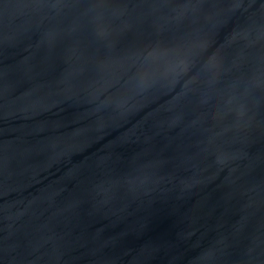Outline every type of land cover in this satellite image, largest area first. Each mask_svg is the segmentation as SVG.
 <instances>
[{"label":"water","instance_id":"95a60500","mask_svg":"<svg viewBox=\"0 0 264 264\" xmlns=\"http://www.w3.org/2000/svg\"><path fill=\"white\" fill-rule=\"evenodd\" d=\"M0 264H264V0H0Z\"/></svg>","mask_w":264,"mask_h":264}]
</instances>
